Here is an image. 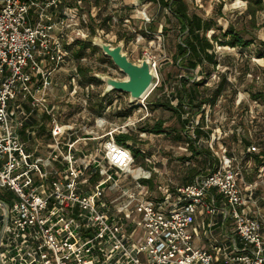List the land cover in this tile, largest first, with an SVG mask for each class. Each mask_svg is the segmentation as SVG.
<instances>
[{
	"label": "built area",
	"instance_id": "1",
	"mask_svg": "<svg viewBox=\"0 0 264 264\" xmlns=\"http://www.w3.org/2000/svg\"><path fill=\"white\" fill-rule=\"evenodd\" d=\"M114 1L0 0V192L11 195L8 219L0 200V264H264V103L239 93L246 128L228 113L212 128L203 106L200 117L183 114L186 144L173 163L195 173L154 185L157 164L139 167L133 143L148 134L137 125L158 84L134 105L121 92L101 98L95 73L124 74L98 53L71 51L93 36L92 22L113 43L119 22L132 26L113 15ZM140 17L144 28L155 22L145 7ZM131 32L137 43L161 38ZM81 66L92 68L86 81ZM196 153L209 164L193 165Z\"/></svg>",
	"mask_w": 264,
	"mask_h": 264
},
{
	"label": "rangeland",
	"instance_id": "2",
	"mask_svg": "<svg viewBox=\"0 0 264 264\" xmlns=\"http://www.w3.org/2000/svg\"><path fill=\"white\" fill-rule=\"evenodd\" d=\"M184 1L188 6L190 14H198L214 25L213 29L208 32L209 37H212L214 34L218 35L220 32H225L232 24L236 30L245 31L241 36L245 40L252 42L248 47L242 48L239 46L232 47L230 45L223 46L219 42L214 41L216 65L205 61L203 66L192 70L188 68L186 62L182 63V60L177 58L179 54L178 45L182 43L184 35H181L178 21L169 8L162 7L159 3L149 0H115L113 2V15L116 16L117 20L122 21L119 17V11L121 10L124 12V15L131 16L133 20L132 26H127L123 22H119V25L114 29L118 38L120 37V33L128 32L129 39L127 38L126 50L129 52L130 58L134 61H139L146 54L156 65L158 75L157 84L160 89H155L148 98L151 116L148 120L137 126L139 129H142L143 127L154 125L158 121H164L165 131L160 134L148 131L143 141H139L137 145L135 142L133 143L135 153L136 150L139 151V147L145 150V153H140L137 158V165L139 167L143 166L147 168L149 165H153L147 162L149 159L152 163L154 161L156 162L157 172L153 174L154 185L186 182V179L195 172L189 167L184 165L178 167L177 164L173 163V157L178 155L177 148L185 146L186 144L184 141L177 140L178 131L183 124L179 122L178 117L173 115L171 111L157 106L158 103L171 101V99L175 100L178 97V88L181 79L189 77L191 78L190 83L192 84L195 78H199V73L204 71L200 93L203 96L209 97L213 95L214 90L221 81V78L218 76L219 74L222 75V78L223 76H227L231 79L229 82L227 81L228 84L226 83L224 91L215 104L206 103V105H203L202 114L210 115L212 128L224 122L226 113H228L230 119L236 117L238 123H241L246 128L245 125L249 126L250 122V119L244 113L247 111L248 104H245L247 106L244 109L238 110L235 106L237 96L241 93L252 100L245 90L250 80L247 74L253 72L254 74L264 75V10L257 12L256 21L253 23L252 17L248 14L249 4L247 0ZM144 7L147 13L155 19V22L150 27L147 25L145 28L140 17ZM160 25H163V30L157 28ZM136 26H138V29L140 27L143 33H146V30H153L155 32L159 30L161 31V38L154 35V37L151 36L152 38H146L142 42L137 43L133 39V32H131L132 28ZM227 39L229 40V38ZM92 51L99 54L101 61L112 64L109 58L103 56L100 49L97 48ZM87 54L89 56L92 55L90 52ZM260 86H264V84L262 83ZM64 105L67 104L64 103ZM186 107L188 108L186 115L189 118L194 117L197 109L195 107ZM71 109H73V106H71ZM131 110H133V107ZM131 110L130 113H132ZM202 114H199L197 117L202 116ZM136 118L137 116H134L133 120ZM244 121L246 124H244ZM236 123L234 124L232 120H228L224 124L226 127H233ZM133 136L134 138L138 137L136 131L133 132ZM233 141L236 142V139L234 138L229 142L234 145L235 143ZM183 155L181 154L178 157H183ZM178 157L174 159H178ZM204 157L202 154H193L191 157L192 164L197 167H201L204 163L209 164V161L204 159ZM128 181V179H124V183Z\"/></svg>",
	"mask_w": 264,
	"mask_h": 264
},
{
	"label": "trees",
	"instance_id": "3",
	"mask_svg": "<svg viewBox=\"0 0 264 264\" xmlns=\"http://www.w3.org/2000/svg\"><path fill=\"white\" fill-rule=\"evenodd\" d=\"M87 1V0H86ZM152 2L159 3L162 7L169 8L173 13V16L177 19L178 24L180 26V33L184 35L182 39V43L178 45V59L182 60V63H187L189 69L196 70L198 67L203 66L204 62L207 61L210 64L216 65L215 61V45L214 41L219 42L220 45H230L232 47H248L252 41H247L241 35L245 33V31H238L234 27V25H230L225 32H220V34L212 35V37L208 36V32L211 31L214 25L211 24L210 21L203 19L198 14H190L187 4L184 0H149ZM248 14L252 17V22L255 23L257 12L264 10V0H247ZM107 22V21H106ZM101 24V23H100ZM104 26V23L101 24V27ZM245 30V29H244ZM203 32V33H202ZM94 31L91 29V34ZM127 37L129 39L128 32L120 33L119 40ZM229 38V40L227 39ZM96 50L92 44L87 41H79L75 46L72 47L71 51L77 58H82L84 55H88L87 53L93 54L92 50ZM82 79L84 81L88 78V72L92 70L91 67H79ZM101 70V69H99ZM204 71L199 73V78L195 79L191 84V78H182L178 88V98L180 106L175 107L171 101L158 103L157 106L166 108L171 111L173 115L178 117L179 122H182L183 126H181L178 131L177 140L183 141V131L186 126V121L183 120V114L187 113L188 107H195L197 112L195 115L201 112L203 104L210 103L215 104L218 100L221 93L224 91L227 79L224 76L219 83L218 87L214 90V93L211 97L203 96L200 93V86L203 82ZM201 74V75H200ZM201 76V77H200ZM201 78V79H200ZM228 84V83H227ZM262 83H258L256 81H248V87H246V92L248 96L252 100H260L264 103V86H260ZM263 87V88H261ZM160 89L157 86L156 89ZM186 107V108H185ZM99 110V108H98ZM143 131H149L152 133H163L165 131L164 121H158L154 125H150L142 128ZM199 135L202 134V131H197ZM118 142L135 140V138L131 135H120L117 137ZM136 157L138 158L140 151L136 150ZM198 154V153H196ZM138 163V162H137ZM193 172L186 181H190L192 178ZM10 194H6L0 192V200L6 204L10 203Z\"/></svg>",
	"mask_w": 264,
	"mask_h": 264
},
{
	"label": "water",
	"instance_id": "4",
	"mask_svg": "<svg viewBox=\"0 0 264 264\" xmlns=\"http://www.w3.org/2000/svg\"><path fill=\"white\" fill-rule=\"evenodd\" d=\"M94 34L87 40L88 43L101 50L103 56L109 58L123 74V77H114L109 73L97 72L95 77L105 84L101 98L112 92H121L127 95L128 103L134 105L139 100L146 98L156 87L158 75L154 62L148 55H143L139 61L130 58L126 50L127 38L115 43L107 41L98 24L92 22ZM9 217V208L3 203ZM2 231H0V241Z\"/></svg>",
	"mask_w": 264,
	"mask_h": 264
},
{
	"label": "crops",
	"instance_id": "5",
	"mask_svg": "<svg viewBox=\"0 0 264 264\" xmlns=\"http://www.w3.org/2000/svg\"><path fill=\"white\" fill-rule=\"evenodd\" d=\"M157 28L163 30L164 27H163V25H160V26H158ZM93 53H97V52H93Z\"/></svg>",
	"mask_w": 264,
	"mask_h": 264
},
{
	"label": "flooded vegetation",
	"instance_id": "6",
	"mask_svg": "<svg viewBox=\"0 0 264 264\" xmlns=\"http://www.w3.org/2000/svg\"><path fill=\"white\" fill-rule=\"evenodd\" d=\"M113 64V63H112Z\"/></svg>",
	"mask_w": 264,
	"mask_h": 264
}]
</instances>
